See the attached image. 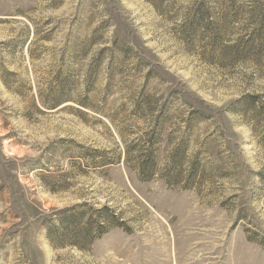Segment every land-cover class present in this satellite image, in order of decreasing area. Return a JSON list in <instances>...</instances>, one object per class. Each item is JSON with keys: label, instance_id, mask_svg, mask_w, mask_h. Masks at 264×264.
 Here are the masks:
<instances>
[{"label": "rangeland", "instance_id": "1", "mask_svg": "<svg viewBox=\"0 0 264 264\" xmlns=\"http://www.w3.org/2000/svg\"><path fill=\"white\" fill-rule=\"evenodd\" d=\"M0 264H264V0H0Z\"/></svg>", "mask_w": 264, "mask_h": 264}, {"label": "trees", "instance_id": "2", "mask_svg": "<svg viewBox=\"0 0 264 264\" xmlns=\"http://www.w3.org/2000/svg\"><path fill=\"white\" fill-rule=\"evenodd\" d=\"M151 167H152V163L150 164L149 168H151ZM151 171H152V169L148 172V175H146L144 178H149L151 176ZM102 210H99V211H102ZM58 217L60 219L63 218L67 221H70L71 224L76 225V221H78L80 219L81 213L75 212L74 209L71 208V209L65 210L63 212H59ZM104 233H105V226H104L103 221L101 222L99 220H95L92 223L86 224L84 226V228L81 229V232L79 234L84 239L90 237V240H93L97 237H100ZM48 236H49V238H50V236H56V232L54 231V228L52 229V232H51V229H48ZM51 242H52L53 247L62 246L61 242L58 241L57 239H55V241H51ZM72 244L76 245L75 243H72Z\"/></svg>", "mask_w": 264, "mask_h": 264}]
</instances>
